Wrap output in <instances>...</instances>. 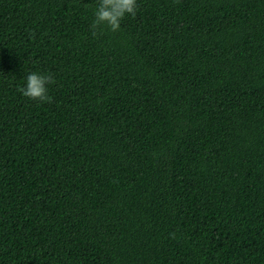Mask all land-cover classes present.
I'll return each instance as SVG.
<instances>
[{"label": "trees", "instance_id": "obj_1", "mask_svg": "<svg viewBox=\"0 0 264 264\" xmlns=\"http://www.w3.org/2000/svg\"><path fill=\"white\" fill-rule=\"evenodd\" d=\"M99 3L0 0V264H264V0Z\"/></svg>", "mask_w": 264, "mask_h": 264}, {"label": "clouds", "instance_id": "obj_2", "mask_svg": "<svg viewBox=\"0 0 264 264\" xmlns=\"http://www.w3.org/2000/svg\"><path fill=\"white\" fill-rule=\"evenodd\" d=\"M138 7L137 0H100L91 29L96 30L101 25H105L112 32H116L127 15L135 17ZM93 34H96L95 31ZM54 83L55 78L51 73L31 72L26 76V85L18 91L32 101L51 103L52 97L48 94V85Z\"/></svg>", "mask_w": 264, "mask_h": 264}]
</instances>
